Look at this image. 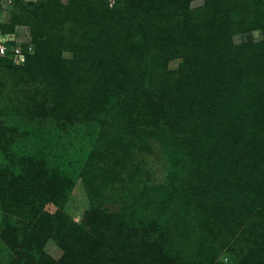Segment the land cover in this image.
<instances>
[{"label": "rangeland", "instance_id": "374dc122", "mask_svg": "<svg viewBox=\"0 0 264 264\" xmlns=\"http://www.w3.org/2000/svg\"><path fill=\"white\" fill-rule=\"evenodd\" d=\"M77 1L124 15L106 39L102 15L47 31L88 81L0 67V264L61 259L59 230L93 211L125 225L102 261L141 228L170 264H264V0Z\"/></svg>", "mask_w": 264, "mask_h": 264}, {"label": "trees", "instance_id": "16d2710c", "mask_svg": "<svg viewBox=\"0 0 264 264\" xmlns=\"http://www.w3.org/2000/svg\"><path fill=\"white\" fill-rule=\"evenodd\" d=\"M158 0H129L133 8H139L147 11L159 12ZM193 0H173V3L181 5V9L178 12L187 11L190 3ZM212 0H207V6L209 7ZM79 1L70 0L69 4L60 3L59 0H14L13 4L9 7L7 12V18L4 21H0L1 33H15L17 29L28 27L29 32H25L22 36L25 40L19 43V47L25 51V60L21 63H15L14 56L8 54L7 56L0 55V67L8 69L13 75L20 71L25 70L30 65L35 64L38 68L51 64L53 73L59 77V84L63 79L69 77V75L77 71L75 75L78 83L84 79L88 81L90 78V70L85 68V65L78 63L77 65L72 62L62 59L59 56V48L56 47V52L52 51L53 45L50 39V32L47 31L52 26H56L59 20L65 16L67 18H75L86 21H95L99 15L109 16L111 24L102 18L101 32L99 33L102 39H106L110 33V27L123 21L124 15L122 10H116L115 12L108 11L103 6L98 7L96 5H88V10L79 11L75 5ZM8 7H2L0 5V13L2 9ZM111 12V15L107 13ZM65 15H63V14ZM97 17V18H96ZM230 18L229 15H227ZM45 24L48 27H45ZM25 36V37H24ZM29 36V38H28ZM28 38V39H26ZM200 39L195 38L192 40L195 50L202 49L204 45H201ZM107 43V41H103ZM32 46V50H28V46ZM210 45L209 43L206 44ZM39 69V70H40ZM39 71H37L38 75ZM76 73V72H75ZM115 76V75H114ZM77 83L78 87L79 84ZM66 95V93H64ZM69 102L65 98H59L57 106L64 111V115L69 119H74L77 115L74 113V108L68 104ZM46 105L39 103L32 107L31 112H38L39 114H45ZM40 175V174H39ZM84 226L79 224L71 225L66 230H59L61 233L58 239L59 246L64 250V254L61 259L55 260L49 258L44 264H170V260L163 255L161 249L156 245L147 250H141L143 248L141 239L146 238L149 233L148 229L139 228L132 235L135 238L133 243L129 246L125 253L115 249V253L108 255L106 260L102 261L100 255L102 247L104 246L100 239L107 238L109 242L113 241V238L117 234L116 231H120L125 227L124 224H117L116 221L110 215L100 213L98 211L89 212L85 215ZM115 226V227H114ZM100 231L99 237L93 236L91 231ZM91 230V231H90ZM147 235V236H146ZM154 247V250H152ZM124 255V256H123Z\"/></svg>", "mask_w": 264, "mask_h": 264}, {"label": "built area", "instance_id": "2783aa9c", "mask_svg": "<svg viewBox=\"0 0 264 264\" xmlns=\"http://www.w3.org/2000/svg\"><path fill=\"white\" fill-rule=\"evenodd\" d=\"M14 0H0V5L2 7H10ZM24 35L23 28L17 29L15 33H1L0 31V55L7 56L11 54L14 56L15 63H21L25 60V51L19 47V43L23 42L25 39L22 37ZM25 37V36H24ZM29 38V36H28ZM26 38V39H28ZM28 50H32V46H28Z\"/></svg>", "mask_w": 264, "mask_h": 264}]
</instances>
